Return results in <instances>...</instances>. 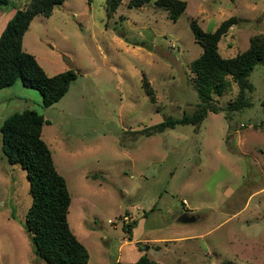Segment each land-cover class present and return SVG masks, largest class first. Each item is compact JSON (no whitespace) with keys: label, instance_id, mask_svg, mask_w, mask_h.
Masks as SVG:
<instances>
[{"label":"rangeland","instance_id":"obj_1","mask_svg":"<svg viewBox=\"0 0 264 264\" xmlns=\"http://www.w3.org/2000/svg\"><path fill=\"white\" fill-rule=\"evenodd\" d=\"M153 1L123 0L109 17L105 0H64L50 17L35 18L23 51L47 76L73 69L77 78L49 108L19 83L0 92V126L26 110L48 122L41 138L66 182L68 224L88 264H131L142 255L157 264H264V63L249 75L248 108L226 112L238 95L231 83L214 97L219 113L199 128L133 134L198 105L190 64L202 47L190 22L211 33L234 17L218 44L232 58L264 33V0H182L176 21ZM28 2L0 6V33ZM30 204L25 171L6 162L0 140V264H46L23 227ZM183 213L196 221L178 223Z\"/></svg>","mask_w":264,"mask_h":264},{"label":"trees","instance_id":"obj_2","mask_svg":"<svg viewBox=\"0 0 264 264\" xmlns=\"http://www.w3.org/2000/svg\"><path fill=\"white\" fill-rule=\"evenodd\" d=\"M122 1L105 0L109 17L116 13ZM8 2L0 0V6ZM63 2L29 0L6 24L0 33V90L19 83L24 88L37 91L44 108L53 106L68 92L77 78L73 69L49 77L35 57L22 48L23 37L31 22L37 17H50L53 10ZM150 2L129 0L128 6L142 7ZM153 5L166 11L172 21L178 20L187 6L182 0H154ZM236 22L234 17L227 19L211 33L201 30L195 21L190 22L194 39L202 47L201 55L190 64L199 103L190 115L183 114L178 119L165 117L154 126L135 131L134 135L148 137L162 134L168 129L173 130L177 126L199 128L208 113H219L214 97H221L231 83L238 88V95L227 104L226 112L235 113L250 106L247 93L252 92L253 86L249 75L257 65L264 63V33L252 36L243 52L232 58H223L218 51V44ZM142 89L153 103L154 94L144 79ZM47 123L41 114L26 110L10 115L0 126L2 154L9 165H18L25 171L29 185L31 204L23 227L29 236L34 255L46 264H88V252L68 224L71 197L66 182L57 172L51 151L41 138L42 128ZM131 226L122 225V228L130 232ZM131 264L157 263L142 255Z\"/></svg>","mask_w":264,"mask_h":264},{"label":"water","instance_id":"obj_3","mask_svg":"<svg viewBox=\"0 0 264 264\" xmlns=\"http://www.w3.org/2000/svg\"><path fill=\"white\" fill-rule=\"evenodd\" d=\"M196 221V218L193 215H188L186 213H183L179 216L177 219V222L180 224H189Z\"/></svg>","mask_w":264,"mask_h":264},{"label":"crops","instance_id":"obj_4","mask_svg":"<svg viewBox=\"0 0 264 264\" xmlns=\"http://www.w3.org/2000/svg\"><path fill=\"white\" fill-rule=\"evenodd\" d=\"M14 86V85H13ZM12 86V87H13ZM12 87H10V88H12ZM10 88H7V89H4V90H8V89H10ZM4 90H0V92H3ZM19 90H21V89H19ZM13 99V96H11L10 97V99H8V100H12ZM7 100V101H8ZM185 201V200H184ZM187 203V202H186ZM182 205H183V209H185V210H189V208H188V205H187V207H186V205H184L183 203H182Z\"/></svg>","mask_w":264,"mask_h":264},{"label":"built area","instance_id":"obj_5","mask_svg":"<svg viewBox=\"0 0 264 264\" xmlns=\"http://www.w3.org/2000/svg\"><path fill=\"white\" fill-rule=\"evenodd\" d=\"M185 205V204H184ZM128 221V218L127 217H123L122 221H121V224L123 225V223L125 224L126 222ZM109 224H113V222L111 221H108Z\"/></svg>","mask_w":264,"mask_h":264}]
</instances>
